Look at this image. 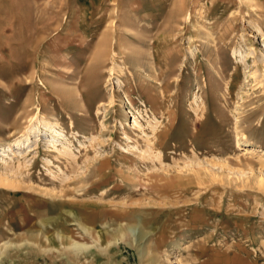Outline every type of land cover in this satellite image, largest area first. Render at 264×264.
Here are the masks:
<instances>
[{
    "label": "rangeland",
    "instance_id": "1",
    "mask_svg": "<svg viewBox=\"0 0 264 264\" xmlns=\"http://www.w3.org/2000/svg\"><path fill=\"white\" fill-rule=\"evenodd\" d=\"M0 179V264H264V0H0Z\"/></svg>",
    "mask_w": 264,
    "mask_h": 264
},
{
    "label": "bare ground",
    "instance_id": "2",
    "mask_svg": "<svg viewBox=\"0 0 264 264\" xmlns=\"http://www.w3.org/2000/svg\"><path fill=\"white\" fill-rule=\"evenodd\" d=\"M1 180V179H0ZM2 181V180H1ZM8 186L12 187V188H17L18 186L14 184V182H8ZM174 263H176V261H173Z\"/></svg>",
    "mask_w": 264,
    "mask_h": 264
}]
</instances>
